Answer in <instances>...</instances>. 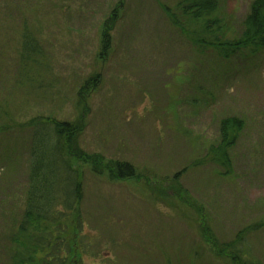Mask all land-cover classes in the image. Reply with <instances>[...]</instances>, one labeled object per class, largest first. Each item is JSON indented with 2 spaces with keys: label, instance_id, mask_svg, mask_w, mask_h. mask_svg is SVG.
Returning <instances> with one entry per match:
<instances>
[{
  "label": "rangeland",
  "instance_id": "rangeland-1",
  "mask_svg": "<svg viewBox=\"0 0 264 264\" xmlns=\"http://www.w3.org/2000/svg\"><path fill=\"white\" fill-rule=\"evenodd\" d=\"M215 2L222 40L238 38L253 0ZM178 3L0 0V264L24 210L37 118H83L82 148L136 171L112 180L73 161L84 183V264H235L238 248L226 246L240 232L243 263L264 264V49L202 47L204 22ZM25 29L42 52L29 66ZM227 118L243 128L224 165L223 150L210 152Z\"/></svg>",
  "mask_w": 264,
  "mask_h": 264
},
{
  "label": "trees",
  "instance_id": "trees-1",
  "mask_svg": "<svg viewBox=\"0 0 264 264\" xmlns=\"http://www.w3.org/2000/svg\"><path fill=\"white\" fill-rule=\"evenodd\" d=\"M178 7L184 16L196 24L204 22L200 32L204 39L198 40L202 47L214 46L219 52L228 55L241 49H264V0H253L242 22L241 35L232 41L222 40L224 27L220 20L212 19L216 11L215 0H179ZM168 14L177 27L182 25L177 15L170 11ZM115 22L116 19H109L106 25L110 28ZM180 28H184L183 25ZM108 31L110 29L103 32V51H108L111 46ZM22 39L21 61L26 66L37 64L42 54L38 39L27 29ZM99 79L100 76L90 79L82 86L81 93L88 94L89 84H95L96 87ZM29 125L33 131L29 145L26 202L18 224L9 236L12 247L9 264H84V183L83 175L73 167V161L90 165L96 175L108 172L112 180L134 178L135 168L126 162L106 160L102 154H90L84 150L80 143L86 129L83 118L75 122L37 118ZM242 128L241 120L224 119L221 123L222 140L219 146L212 149L210 156L216 158V152L219 154L231 147ZM221 157L224 160L222 163L226 165L227 152L224 151ZM244 234L240 232L236 240L226 247L238 248L237 256L235 259L232 257L235 264H256L253 261H242ZM224 255L225 251L221 248L218 256Z\"/></svg>",
  "mask_w": 264,
  "mask_h": 264
}]
</instances>
